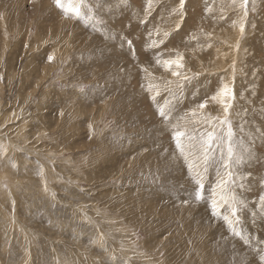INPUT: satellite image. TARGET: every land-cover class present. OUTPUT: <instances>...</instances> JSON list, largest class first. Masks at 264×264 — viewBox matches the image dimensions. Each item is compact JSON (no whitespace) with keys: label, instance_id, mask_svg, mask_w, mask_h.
I'll return each instance as SVG.
<instances>
[{"label":"rangeland","instance_id":"obj_1","mask_svg":"<svg viewBox=\"0 0 264 264\" xmlns=\"http://www.w3.org/2000/svg\"><path fill=\"white\" fill-rule=\"evenodd\" d=\"M61 4L0 0V264H264V0ZM213 130L196 200L173 135Z\"/></svg>","mask_w":264,"mask_h":264},{"label":"snow or ice","instance_id":"obj_2","mask_svg":"<svg viewBox=\"0 0 264 264\" xmlns=\"http://www.w3.org/2000/svg\"><path fill=\"white\" fill-rule=\"evenodd\" d=\"M151 2L152 0H148V5H149V10L151 7ZM249 0H241L240 7L242 9L243 15H247V6H248ZM185 4V0H180V6L183 8ZM56 5L57 7H62L61 0H56ZM73 11L79 15V8H74ZM240 33L243 34L245 31V26L242 23L240 26ZM49 60H51V57H49ZM181 60L182 57L176 59V60H167L165 63L169 66L175 65L177 68L181 67ZM174 75H177L178 73H173ZM218 97L220 98V103L223 105V112L225 115V119L221 120L219 123L221 126H226L227 127V138L229 141L228 147H227V160L224 162L223 166L225 169L230 168V163L233 158V148L231 146V138L233 136V131H232V125L227 119L229 109L232 107V104L230 103L231 100L235 98V93L234 89L230 88L228 85H225L221 91L218 93ZM207 107V104L205 102H201L199 104L200 109H204ZM161 117L165 116V113L163 111L160 112ZM195 115V113H193ZM179 127V125H177ZM187 136L188 142L185 143L184 137ZM173 139L175 141V147L179 151L181 156H184L186 160L189 159V157H195V162L194 163H189V171H192L193 168H196V173H195V181L196 184L198 185L199 190L196 192V200H201L203 199V189H204V184H203V175L199 171V165L200 162L202 161L203 163V170L204 172H207V167L209 164V161L211 159V152L213 149V144L219 139L215 131H209L204 135H201L199 139L196 137L192 136L189 133H186L184 131H176L173 135ZM219 146V145H217ZM223 155V153H222ZM226 175L229 177V179H224L223 177L220 179V181L217 183L216 189L212 190V195H213V201H212V215L215 216L217 215V208L219 206V201L215 198L217 196V189H219V196H220V201H223L224 204H226L231 213V217L236 218L237 217V205L241 204V201H238L234 195H230V189L227 188V185L229 184L231 177H232V172L229 170ZM262 202H264V197L261 198ZM223 219L232 227V230L235 235L241 236V233L236 231L234 224L239 223V220H233L230 219L229 216H224ZM243 239V237L241 236ZM261 261L264 262V256H262Z\"/></svg>","mask_w":264,"mask_h":264}]
</instances>
